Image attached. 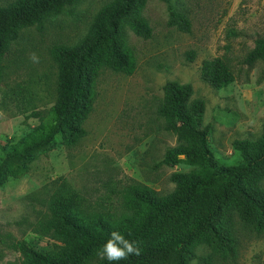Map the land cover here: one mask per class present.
Wrapping results in <instances>:
<instances>
[{"label":"rangeland","instance_id":"374dc122","mask_svg":"<svg viewBox=\"0 0 264 264\" xmlns=\"http://www.w3.org/2000/svg\"><path fill=\"white\" fill-rule=\"evenodd\" d=\"M14 0H2L7 5ZM112 0H80L62 13L22 31L2 63L0 143H15L56 100L57 65L50 50L71 46L88 32L97 13ZM190 21V31L168 25L170 11L161 0H148L143 16L152 29L149 39L125 27L136 70L128 76L106 70L97 82L98 97L85 122L86 136L72 147H57L35 158L18 177L0 187V264H21L12 245L24 241L46 253L57 244L45 234L57 205L119 218L128 213V188L142 185L166 195L175 189L171 176L194 169L184 162L167 165V151L178 145L157 115L166 83L193 87L192 99L205 102L204 124L219 164L236 165V140H255L264 126V62L245 63L258 39L264 38V0H171ZM194 53L190 59L189 53ZM35 53L39 62L30 59ZM224 58L235 81L216 90L201 79L204 61ZM264 186V184H263ZM235 261H223L200 245L197 256L211 264H264V233L239 226ZM188 264H199L196 258Z\"/></svg>","mask_w":264,"mask_h":264},{"label":"trees","instance_id":"16d2710c","mask_svg":"<svg viewBox=\"0 0 264 264\" xmlns=\"http://www.w3.org/2000/svg\"><path fill=\"white\" fill-rule=\"evenodd\" d=\"M80 0H0V85L5 74L2 63L23 30H42L44 20L57 15ZM168 25L190 31L187 16L171 0ZM148 0H112L95 16L86 35L71 46L50 50L57 65L56 100L33 127L15 143H0V187L11 177L20 176L39 155L57 147L72 148L86 136L85 122L98 97L97 82L106 70L132 75L136 70L134 51L128 45L125 27L144 39L152 29L143 16ZM190 59L194 53L188 54ZM264 62V38L256 41L245 63ZM201 79L216 90L227 88L235 75L224 58L204 61ZM157 115L164 130L175 135L178 145L169 149L164 163L184 162L196 169L175 173V189L166 195L135 185L125 197L127 214L119 218L100 212H85L71 204L57 205L44 231L56 241L54 248L39 252L21 241L12 248L22 257L21 264H211L212 258L197 256L204 245L223 261L238 256L239 226L247 225L264 233V126L255 140H236V165L218 163L209 144L211 127L204 124L205 102L192 99L190 84L168 82ZM118 231L141 248L139 256L109 262L97 251Z\"/></svg>","mask_w":264,"mask_h":264},{"label":"clouds","instance_id":"9594fccd","mask_svg":"<svg viewBox=\"0 0 264 264\" xmlns=\"http://www.w3.org/2000/svg\"><path fill=\"white\" fill-rule=\"evenodd\" d=\"M30 59L33 62H39V57L35 53L31 54ZM140 254L141 248L138 246V243L126 239L118 231H112L109 239L96 253L99 259L109 262L127 260L132 255L139 256Z\"/></svg>","mask_w":264,"mask_h":264}]
</instances>
